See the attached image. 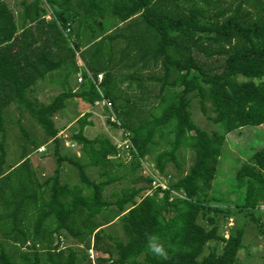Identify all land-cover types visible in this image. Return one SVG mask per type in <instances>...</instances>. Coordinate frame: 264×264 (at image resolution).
<instances>
[{
	"label": "trees",
	"instance_id": "1",
	"mask_svg": "<svg viewBox=\"0 0 264 264\" xmlns=\"http://www.w3.org/2000/svg\"><path fill=\"white\" fill-rule=\"evenodd\" d=\"M18 5L15 12L0 0V264H239L247 222L263 230L264 146L236 171L237 202L221 206L210 193L219 161L234 144L230 136L264 125V0ZM77 56L95 81L103 74L99 89L111 102V111L105 110L117 118L107 123L123 131L120 142L127 139L128 148L107 137H86L90 123L81 119L69 138L77 152L62 153L65 141L55 118L66 101L80 99L90 107L101 101L86 71L78 89L68 86L79 70ZM55 74L64 90L42 102L37 84ZM145 81L158 85L156 94ZM193 101L215 130L195 123ZM11 106L25 136L26 115L53 146L57 167L42 181L30 164L18 185L11 183L12 174L29 165L26 145L21 161L3 171L5 111ZM124 152L126 162L118 160ZM185 154L191 156L187 168ZM147 158L153 166H146ZM64 165L76 172V183L62 180ZM155 177L164 178L168 189L154 187ZM123 181L107 199L106 189ZM106 210L104 222L98 221ZM114 221L119 228L106 232ZM148 235L165 246L167 261L147 251Z\"/></svg>",
	"mask_w": 264,
	"mask_h": 264
},
{
	"label": "rangeland",
	"instance_id": "2",
	"mask_svg": "<svg viewBox=\"0 0 264 264\" xmlns=\"http://www.w3.org/2000/svg\"><path fill=\"white\" fill-rule=\"evenodd\" d=\"M21 1L22 0H7V3L13 9V11L16 12L20 9L18 4ZM49 18L50 17H47L46 19L49 20ZM90 52L93 53V48L90 50ZM76 62L79 68L78 73H84L83 71L86 70V67L83 60H81L80 57L77 56ZM61 73L62 71L58 72L57 74ZM78 73L73 74L68 82V86H71L73 89H78L80 84L83 82V79L81 82L77 81ZM142 74H144L143 76L148 75L144 72ZM139 75H141V73H139ZM61 80V75L57 76L55 74L53 77H47V79H45L44 81H40L37 84L36 89V95L38 96V98L42 102L49 103L51 99H53V97L57 96L64 90V87L61 85ZM126 85V83L120 85V90L123 96H125V93L127 91ZM144 86L148 87V90L152 95L156 94L157 90L155 86L158 85H154L152 82L145 81ZM128 92L129 94H132L135 92V90L132 89ZM191 113L193 120L199 127L209 132L216 129V127L213 124L209 123L206 120L205 116L200 112L199 106L196 101L192 102ZM5 116L7 117V136L5 140L7 155L3 171H9L10 168L15 167V165L21 161L20 154L23 151L22 145H26V148L29 152V165H24L21 169H18L16 172H14L12 174L11 183L18 185V176L24 173L27 167H30V164H32L37 171V176L39 177L40 181H42L43 178L52 175L55 168L57 167L53 154V146L50 140L40 129V127L35 123H32L28 116L25 115L21 119V124L26 130L27 134L25 136L16 123L19 118L16 107L11 106L10 108H8L5 111ZM108 118L109 114L102 105H95L94 107H90L82 100L75 98L66 101V109L61 111L55 118L56 126L59 128L58 136L62 137V139L65 141L64 146L66 149H64L62 153L75 154V152H77L78 146L69 148V138L71 137L72 129L79 126V120L81 119H83V122L90 123L84 128L86 137L90 139L98 136L107 137L114 144H119L124 133L120 129L111 127L107 123ZM30 139H33L36 144H31L29 141ZM231 139L233 140L234 144L228 143L227 148L224 151V157L222 156V159L219 161L216 178L213 182V191L210 193V196L213 198V200H215L217 204H221V206H227L231 203H235L240 198L241 193L236 188L235 183L236 171L243 163L247 161L248 156H250L254 150L264 146V125L260 127H244L240 133L230 136V140ZM42 147L46 149L45 152L38 151ZM184 157V167L187 168L191 163V156L190 154H185ZM126 159H128V157L125 152L121 154L120 158H118V160L121 161H125ZM179 159L182 160L181 157H179ZM150 160V158L146 159L147 167L148 163L153 166V163H151ZM93 171L94 170H89V173L92 179H95L97 177V174H95V171ZM151 171L154 172L152 169ZM174 171L175 168L172 165H169L168 172L173 173ZM62 180L64 182L76 183L77 174L76 172L74 173L73 169L70 166L64 165L62 171ZM125 182L126 181H123L121 183H115L109 186L105 191V197L109 200H113L111 194L115 191L119 192L125 186ZM142 185L145 184L141 183L136 186L139 187ZM110 212L111 210L103 211L98 216V221L104 222V216L108 215ZM258 215L260 216V220L264 224V207L263 211H261V213ZM231 224L233 223L230 222L228 226H230ZM119 226L120 223L114 221L111 226L105 229V231L111 232L115 229H118ZM112 233L122 236V232ZM243 242L245 244V248L242 249L238 254L239 264H264V225L263 230L260 232L257 224H255L254 222H247Z\"/></svg>",
	"mask_w": 264,
	"mask_h": 264
},
{
	"label": "built area",
	"instance_id": "3",
	"mask_svg": "<svg viewBox=\"0 0 264 264\" xmlns=\"http://www.w3.org/2000/svg\"><path fill=\"white\" fill-rule=\"evenodd\" d=\"M68 32H69V30H67V33H68ZM85 71L87 72L89 79H91V81L95 84V86H96L98 92H99L100 95H101V101L96 102L95 105H102L104 108H107L109 111H111V102H110L108 99H106V98L101 94L100 89H99V83H101V81L103 80V74H99V75L97 76V81H95V80L92 78V76L89 74V72H88L87 70H85ZM81 74H82V73H78V79H77L78 82H81V81H82V75H81ZM109 118H110L111 122H115V123H117V118H116V116H115L112 112L109 114ZM123 147H124V148H128V147H129V141H128L127 139H126V140H123L122 142H120V143L118 144V148H123ZM38 151H39V152H44V151H45V148L42 147V148H40ZM152 185H153L154 187L161 188L162 190H167V189H168V186H167L166 180H165L164 178H161V177H159V178H158V177H155V179H154Z\"/></svg>",
	"mask_w": 264,
	"mask_h": 264
},
{
	"label": "clouds",
	"instance_id": "4",
	"mask_svg": "<svg viewBox=\"0 0 264 264\" xmlns=\"http://www.w3.org/2000/svg\"><path fill=\"white\" fill-rule=\"evenodd\" d=\"M147 251L160 261L168 260V252L165 246L159 241L155 235H148L146 237Z\"/></svg>",
	"mask_w": 264,
	"mask_h": 264
}]
</instances>
